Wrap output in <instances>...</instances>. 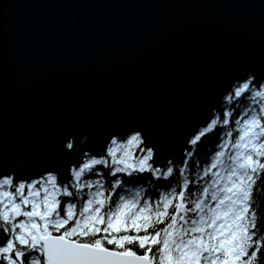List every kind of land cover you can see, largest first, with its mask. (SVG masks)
I'll return each instance as SVG.
<instances>
[{
  "label": "water",
  "instance_id": "obj_1",
  "mask_svg": "<svg viewBox=\"0 0 264 264\" xmlns=\"http://www.w3.org/2000/svg\"><path fill=\"white\" fill-rule=\"evenodd\" d=\"M241 72L264 77V0H0V160L66 174L138 128L178 162Z\"/></svg>",
  "mask_w": 264,
  "mask_h": 264
},
{
  "label": "snow or ice",
  "instance_id": "obj_2",
  "mask_svg": "<svg viewBox=\"0 0 264 264\" xmlns=\"http://www.w3.org/2000/svg\"><path fill=\"white\" fill-rule=\"evenodd\" d=\"M208 112L178 162L138 128L66 174L0 160V264H264V78H229Z\"/></svg>",
  "mask_w": 264,
  "mask_h": 264
},
{
  "label": "trees",
  "instance_id": "obj_3",
  "mask_svg": "<svg viewBox=\"0 0 264 264\" xmlns=\"http://www.w3.org/2000/svg\"><path fill=\"white\" fill-rule=\"evenodd\" d=\"M261 78H264V77H261ZM205 139H207V138H205ZM70 142H72V144H73V150L74 151H77L80 148V146H81V144H82L83 141L81 139H79V136L77 134H72V137H71V141ZM198 147L200 149L198 155H200L201 158L203 159L204 154H205V149L203 147V144L198 145ZM102 170L105 173L107 172V169H102ZM155 183H157V184H161V183L166 184L168 182L167 181H156ZM258 186L264 187V177L261 178V182H259ZM261 199L264 200V196H262ZM258 214H264V203H261L260 213H258ZM262 256H264V253H262Z\"/></svg>",
  "mask_w": 264,
  "mask_h": 264
},
{
  "label": "bare ground",
  "instance_id": "obj_4",
  "mask_svg": "<svg viewBox=\"0 0 264 264\" xmlns=\"http://www.w3.org/2000/svg\"><path fill=\"white\" fill-rule=\"evenodd\" d=\"M172 159V158H171Z\"/></svg>",
  "mask_w": 264,
  "mask_h": 264
}]
</instances>
